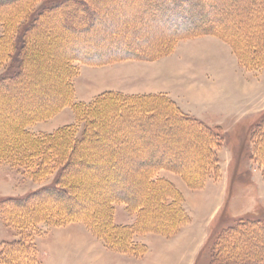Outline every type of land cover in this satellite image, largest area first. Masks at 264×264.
<instances>
[{
  "label": "rangeland",
  "instance_id": "rangeland-1",
  "mask_svg": "<svg viewBox=\"0 0 264 264\" xmlns=\"http://www.w3.org/2000/svg\"><path fill=\"white\" fill-rule=\"evenodd\" d=\"M109 2L115 5L111 13L107 12L106 8ZM154 2L86 0L88 9L96 7L101 11L99 13L104 20H101L100 24L99 20L92 21L89 13L81 10L74 0H23L1 9L3 13H16L15 16L18 17L14 19L11 28L15 31V37H18V32L22 36L14 49L17 58H9V55H6L3 61H0V74L12 64L23 69L20 78L25 76V80L22 78L24 84L30 79L27 75L30 72L38 71L43 75L39 82H32L30 87L25 85L23 98L12 95L4 97L0 91V243L4 240L20 239L22 241L18 245H24L28 249L26 254L17 248L8 249L9 256L0 254V264H33L37 260L36 256L40 258V264L43 260L45 264H60L59 255L66 253L69 256L73 248L69 243L68 247H63L64 245L55 238V232L63 231L64 227L73 222L84 225L83 221L77 220L79 218L89 220L93 227L89 230L109 248L111 263L122 264L123 255L126 262L131 258H138L141 259L139 263L146 264V261H143L146 251L134 253L116 250L100 237L99 232L106 237L114 236L116 240H122L121 231L114 233L109 224L122 222L123 206L121 200L116 202V207L107 205L110 197L122 195V179L117 176L113 179L100 177L101 172L106 171V157L111 155L114 147L122 146V133L128 132L129 139L141 141L148 139L147 137L151 138L153 132L162 134L165 131L169 135L166 136L167 139L171 140L175 148L171 149L174 156L178 154L179 160L183 158L184 167L196 176L199 175L202 163L207 157L208 176L220 178L222 165L218 149L221 147L226 151L224 159L231 161L228 198L231 206L227 214L217 215L202 250L192 264H241L246 262L247 255L251 262L264 264L263 229L255 227L254 233L242 235L240 233L246 227L239 226L225 234L226 228L235 224V219L239 216L264 218V0H214L216 13L213 26L223 31L222 37L205 33L203 35L206 36L194 35L195 33L172 36V32L164 24L156 21L152 12ZM55 3L61 4L53 10L49 6ZM6 26L4 21L0 20V38ZM34 26L35 28H32ZM65 28L70 29L64 31L68 32L69 36L61 32ZM124 28L136 31L133 36L140 38V41L134 37L129 41L145 51V55L110 59L99 64L83 63L77 58L65 61L67 53L75 52L71 46L74 36L78 38L80 34H84L89 42L102 41L109 43L111 48L120 39L113 38L112 34ZM176 45L178 46L175 50ZM156 49H161L162 52H157ZM150 50L156 53L151 55ZM64 68L69 70L71 81L72 78L73 81L76 79L79 96L86 97L97 93L89 101L77 100L74 85L73 102L89 103L102 93H109L106 97L98 99L94 107L82 111L78 117L71 102L61 106L51 116L65 108L55 118L32 121L22 126L21 130L34 136L48 135L59 127L75 123L73 131L66 130L64 135H70L72 139L83 135L89 138L91 133L84 132L87 124L106 122L109 124L107 127L110 126L106 133L101 131L91 137L96 141L103 138V141L107 142L109 149L106 148L108 150H105L100 162L94 160L100 163L102 170L90 169L86 178H75V182L79 183L71 189L80 206L69 207L74 213L72 216L66 209L68 207L60 206V201L47 204L38 199L34 203L31 202L36 206H32V214L24 208L11 207L7 211L2 206L7 198L39 189L56 176V171L48 174L33 173L31 162L34 148L31 146V152L28 148H24L25 151L20 147L15 148L19 144L16 141L21 140L22 136L15 127L14 130L12 124L17 126L16 121L26 117L28 112L32 114L41 111L45 109V105L56 103L60 99L57 89L66 87L63 82ZM60 78H63L61 83ZM172 96L184 99L183 106L191 109L193 113L205 115L203 118L210 124L224 125L225 128L220 129L223 133L222 140L218 141L217 135L205 130L188 127L184 123L185 120L177 116V107L168 99ZM251 96L253 106L249 105ZM130 102H136L138 111L144 110L139 114L144 115L145 110L153 108L158 111V115L169 113L168 121L174 124H162V117H158V123L153 125V122L144 116L139 120L135 119L132 124L133 115L122 110L126 109L125 105ZM251 106L256 111L251 121H242L233 127L234 129H230L232 126L228 120L238 119L251 109ZM21 108L26 109V112ZM89 117H92L93 121H89ZM218 117L223 121H218ZM252 127L253 130H249ZM11 129L14 131L11 132ZM166 137L164 136L165 139ZM206 144L208 149L216 148L212 156L205 157L201 152L205 151ZM182 148L185 149L184 152H181ZM81 156L85 157L84 153ZM117 158L122 161V153ZM68 175L70 176V173H67ZM199 179L198 176L196 181L192 182L198 184ZM124 182L127 184L126 180ZM68 217H73L74 220L60 224L61 220L69 219ZM37 242L41 244L38 246ZM74 251L77 252L78 249ZM101 252L103 251L95 248V264L98 263L97 258Z\"/></svg>",
  "mask_w": 264,
  "mask_h": 264
},
{
  "label": "trees",
  "instance_id": "trees-1",
  "mask_svg": "<svg viewBox=\"0 0 264 264\" xmlns=\"http://www.w3.org/2000/svg\"><path fill=\"white\" fill-rule=\"evenodd\" d=\"M18 1L21 2L23 0H0V20L4 21V24L7 25L3 36L0 38V49H2L0 53V61H3L6 55H9V58H17V53L14 49L16 45L19 44L20 37L22 35L18 32V37H15V31L11 27L14 25V19L18 16H15L16 13L14 15L3 13L1 12V9L4 6L11 5ZM154 1L152 12L154 13L156 21L160 24H164L165 27L172 32V36H185L188 35V33L203 35L205 33L222 37L221 34L223 31L217 30L213 26L214 13H216L214 0ZM74 2L79 5L78 7H80L81 10L89 13L92 21L99 20L98 23L100 24V21L104 20L102 15L99 13L101 11L98 8L93 7L92 9H88L89 6L86 5V0H74ZM60 4L61 3L51 4L49 7L54 10L57 9ZM113 6L115 5H112V3L109 2L106 7L107 12L111 13ZM102 7L104 6L102 5ZM209 18L211 19L208 22ZM96 27L98 26H95V28ZM32 28H35V26ZM65 30L70 31V29L65 28L61 31L63 34L67 33L68 35V32H64ZM134 32L136 33V31L129 29L126 30V28L122 31H115L114 34H112V37L120 39L118 40L119 42L116 41L114 46L111 48L109 43L106 44L102 41L89 42V40H86L84 34H80L78 38L73 35V44L71 46L73 51L76 53H67L65 61L68 62L70 59L76 60L77 58L83 61V63L99 64L109 61L110 59L114 60L122 57H131V55H133V57L145 55V51L138 49L136 44L133 42L130 43L129 41V39L132 40L135 38V36H133L135 34ZM135 39L140 41V38L138 37ZM156 50L157 52H162L161 49ZM150 53L151 55H154L156 52H151L150 50ZM74 55L75 57H73ZM22 70L23 69L14 67L11 64L3 73L0 74V91L4 97L12 95L16 98H23V92L25 91L24 89L26 86L30 87L32 82H39L41 75H43L38 73V71L36 73L30 72L27 74L30 76V79L24 84L23 79H26L25 76L20 78V73L23 72ZM45 74L46 73H44V75ZM47 74H49V72ZM63 78V82L66 87H64L65 90L62 88L57 89L60 99L56 103L52 104L51 102L50 105H45V109H41V111H37L32 114H29L28 112L29 115L27 114L26 117L16 121L17 126L12 124L13 128L15 127L16 131L22 136V138H20L22 141L19 139L16 141L19 142V144L15 148L20 147L22 151H25V149L28 148L30 152L31 146L34 148L32 150L34 157L31 162V168L33 169L34 167L32 170L33 173L48 174L51 171H56V176L50 183L40 187L39 189L30 190L24 195H12L7 198L6 201L2 203V206L7 211L8 209H11V207H14V209L24 208V210L29 211L30 214H32V209H34L32 208V203H34L36 199L47 204H55L57 201H60L61 204H58H60V206L64 205L65 208L68 207L66 209L70 211L69 207L80 206V204L76 202L77 198L71 189L79 183L77 181L75 182V178H86V176L89 175L88 172L90 169L97 171L102 170L100 163H96L94 160H98V162H100L99 160L101 159V156H104L105 150H108L109 148L106 146L107 142L103 141V138L96 141V139H91V137L95 136V133H99L101 131L102 133H106V130L110 128V126L107 127L109 124L107 125L106 122H101V124L95 123L92 125L87 124L86 128H84V132L88 131L87 134L91 133V137L89 138H86L87 135H83V137L81 136L80 138L72 139L70 135H64V133H66L64 131L66 130L73 131L75 123L69 124L65 127H59L56 131H53L48 135L39 134L34 136L21 130V127L25 124H29L35 120L51 117L60 109L61 106L73 102L74 81L73 78L71 81L70 72L69 70H65V68ZM63 78H60V83ZM107 93H102L95 100L89 103L73 102V107L75 108L77 117L80 116L82 111L85 109L94 107L98 102V99L106 97ZM168 99L177 107V116L180 119L185 120L184 123L187 124L188 127L192 126L199 129V131L205 130L208 133L217 135L219 137L218 141L222 140L223 133L220 130L221 127L217 126L216 128L207 124L206 122L184 111L172 98L168 97ZM135 103L136 102L127 103L125 105L126 109H122L126 112V114L130 113V115H133L132 124L135 119L139 120L143 116L146 119L149 118L153 122V125L158 123L156 120L158 117H162V119H164H161V122H163L162 124L170 123L168 121L170 119L169 113H165V115H158L156 114L158 111L153 108L145 110L144 115L139 114L140 111L142 113L144 110L139 109L138 111V108L135 107ZM22 110L26 112V109L23 108ZM89 118V121H93L92 117ZM170 124L174 123L171 122ZM14 130L11 129V132ZM154 130L155 129H153V131ZM141 135L144 136L143 134ZM153 135L151 138L147 137L148 139H142L139 141L129 139L128 132L122 133V138L126 141L122 140V146H120V148L114 147L111 150V155L106 157V171L101 172L100 179H108V177L109 179H113L115 176L122 179V195L110 197L107 201L108 207H115L116 202L121 200L122 202H126L129 208L138 214L137 221L132 226L122 225L120 223L116 224L114 222L113 225L109 224V227L115 231L114 233L121 231L120 234H122V240H116L114 236L113 237L115 239L110 236L106 237L103 233L99 232L100 237H103L105 243L110 247L113 246L112 248L116 250L132 251L134 253L146 251V244L135 240L134 234L136 232L157 231L170 236L178 231L180 226L190 219V216L183 205V195L171 181L160 177L158 172L161 168L172 169L182 174L191 187H200L204 184L206 176H208V159L206 156H212L213 153L216 152V148L208 149L207 144L205 145V151L203 152L202 150L201 152L206 159L203 161L202 167L200 168L198 175L200 179L198 180V184H194L192 181H196L198 176L194 175L184 167L185 160H183V158L179 160L178 154L174 156V151L172 152L171 150L174 146L173 143H171V140L166 137L169 136L167 131L162 134L153 132ZM46 139L50 140L47 141ZM29 140L31 142H28ZM204 141L207 143L206 140ZM184 150L185 149L182 148L181 152H184ZM82 153H84L85 157L81 156ZM121 153L122 161H119L117 157L118 155H121ZM107 172L112 174L109 175ZM67 173H70V176H67ZM76 173L78 174L77 176L75 175ZM125 180L127 181V184L124 182ZM45 207H47V205ZM47 211H50V209H47ZM70 215L72 216L74 213L70 211ZM68 218L69 219L64 218L61 220L60 224L74 220L73 217ZM77 220L83 221L90 229H93L89 220H86L85 218H79ZM235 220L237 221L235 224L226 228V235L227 233L234 231L239 226L246 227V229L242 230L240 233L242 235H246L249 232L254 233L255 227H259L258 229L264 230V218L262 217L244 215L237 217ZM21 241L22 240L20 239L4 240L0 243V254L9 256L8 249L10 248H17L18 251L26 254L28 252L27 247H24V245H18ZM248 253L249 251H247V254ZM36 259V262L33 264H40V258L36 256ZM245 259L246 262L241 264H257V261L251 262L248 255Z\"/></svg>",
  "mask_w": 264,
  "mask_h": 264
},
{
  "label": "crops",
  "instance_id": "crops-1",
  "mask_svg": "<svg viewBox=\"0 0 264 264\" xmlns=\"http://www.w3.org/2000/svg\"><path fill=\"white\" fill-rule=\"evenodd\" d=\"M178 45L175 46V50ZM74 85L77 100L89 101L97 94H89L90 96L86 97L79 96L76 79L74 80ZM172 99L175 100L177 104L190 115L213 127L215 125V127L218 126L225 128L224 125L219 123L214 125L210 124L207 120H205L206 118H203L205 115L201 113H193L191 109L183 106L185 103L184 99L181 97L172 96ZM181 99L183 101H181ZM252 101L253 97L251 96L249 105H252ZM252 106L251 109H248L249 111L247 110L244 112L238 119L234 118L228 120L229 125L231 124L232 126L230 129H234L233 127L237 126L242 121L249 122L252 116L256 113ZM61 112L57 113L48 120L55 118L61 114ZM216 119L218 121H223L219 117ZM249 130H253V127L251 129L249 128ZM218 157L222 165V174L220 178L214 179L210 176H206L204 184L195 189L191 188L190 184L179 172L169 168H161L159 170V176L171 181L182 193L183 205L188 212L190 219L186 223L182 224L179 230L170 236L157 231L136 232L134 234V238L137 242L144 243L147 246V250L143 257V261L145 260L146 264H192L197 259L198 254L206 242L215 218L219 213L222 215L227 214L231 206L228 203L231 183V161L229 159H224V157H226V151L223 147L218 149ZM224 164H226V167H224ZM122 204V222L118 223L127 226L134 225L138 218L137 212L132 211L126 202H122ZM83 224L84 225H81L78 222H73L64 227L65 229L63 231L59 233L58 231L55 232V238L58 242L60 241V243L64 245L63 247H68L69 243L73 248L72 253L69 254V256L66 253L59 255L60 258L58 259L61 260L60 264H95L96 257L94 250L96 247L103 251L99 253L101 255L97 258V264H112L113 262H110L112 261V255L109 248H107L102 241L94 236L85 223ZM39 244L41 243H38V246ZM75 249H78V251L75 252ZM122 258H124L122 264H144L139 263L141 259L138 258H131L127 262L125 256L122 255ZM42 264H45L44 260L42 261Z\"/></svg>",
  "mask_w": 264,
  "mask_h": 264
},
{
  "label": "bare ground",
  "instance_id": "bare-ground-1",
  "mask_svg": "<svg viewBox=\"0 0 264 264\" xmlns=\"http://www.w3.org/2000/svg\"><path fill=\"white\" fill-rule=\"evenodd\" d=\"M157 128V127H156Z\"/></svg>",
  "mask_w": 264,
  "mask_h": 264
}]
</instances>
